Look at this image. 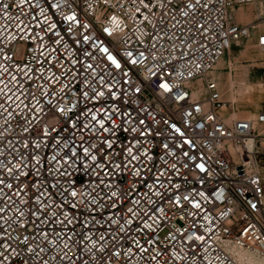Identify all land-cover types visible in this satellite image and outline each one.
Returning <instances> with one entry per match:
<instances>
[{
    "label": "built area",
    "instance_id": "obj_1",
    "mask_svg": "<svg viewBox=\"0 0 264 264\" xmlns=\"http://www.w3.org/2000/svg\"><path fill=\"white\" fill-rule=\"evenodd\" d=\"M247 4L264 51V0H0V264L264 259V108L211 73Z\"/></svg>",
    "mask_w": 264,
    "mask_h": 264
},
{
    "label": "rangeland",
    "instance_id": "obj_2",
    "mask_svg": "<svg viewBox=\"0 0 264 264\" xmlns=\"http://www.w3.org/2000/svg\"><path fill=\"white\" fill-rule=\"evenodd\" d=\"M261 8V6H258L256 4H247L236 8L235 14L239 15H237L239 21L246 23V21L241 17L240 9H245L246 11L251 12V14L254 15L255 13L259 12ZM250 21L258 24L260 20L254 18ZM255 30L256 31L250 38L244 39L239 43L234 44L222 56L223 68L222 77L220 78V82L222 85V96L223 98L231 101L226 90V76L228 65L232 64L233 75L236 80L235 83L237 88V99L231 102H233L238 116L254 115L261 108H264V82L261 73V62L264 57V51L263 48L257 44V35L261 30L260 26ZM246 46L250 48H247ZM252 57L255 59H253ZM246 84H249L250 86L247 88L245 86ZM245 103L250 105L249 109H247L246 111L238 109L241 104Z\"/></svg>",
    "mask_w": 264,
    "mask_h": 264
},
{
    "label": "bare ground",
    "instance_id": "obj_3",
    "mask_svg": "<svg viewBox=\"0 0 264 264\" xmlns=\"http://www.w3.org/2000/svg\"><path fill=\"white\" fill-rule=\"evenodd\" d=\"M251 10V8H250ZM263 10V8L260 9V11ZM257 12L254 15L251 14V12L246 11L245 9H240V14L243 20L246 22H249L250 20L257 18L258 14L260 13ZM257 27L259 26V23L256 25ZM259 28V27H258ZM247 47V46H246ZM250 48V47H247ZM253 50V49H252ZM251 57V56H250ZM253 58V57H252ZM251 59V58H250ZM255 59V58H253ZM256 61V60H255ZM223 63H222V57L217 61L215 64L214 68L212 69V75L219 80V77L222 76V68H223ZM226 90L228 93V97L231 101H235L237 99L236 92V83H235V78L233 75V66L232 64L228 65V70H227V76H226ZM247 88L250 86L249 84L245 85ZM250 108L249 104H241L238 109H241L242 111H246L247 109ZM237 111L234 110L231 112L229 115H227V118L230 120H233L235 117H237ZM260 140L264 142V137H261ZM239 258L244 264H264V259L258 256H255L250 253L238 251Z\"/></svg>",
    "mask_w": 264,
    "mask_h": 264
},
{
    "label": "snow or ice",
    "instance_id": "obj_4",
    "mask_svg": "<svg viewBox=\"0 0 264 264\" xmlns=\"http://www.w3.org/2000/svg\"><path fill=\"white\" fill-rule=\"evenodd\" d=\"M72 18H73V17H69V19H72ZM105 51H107V49H105ZM109 58H110V59H113V60L115 61V57L110 56ZM117 66H119V65H118V62H117ZM164 87L167 88L168 85L165 84ZM93 158H94V157H93ZM73 195H76V193L73 192ZM177 202H179V197H177Z\"/></svg>",
    "mask_w": 264,
    "mask_h": 264
},
{
    "label": "crops",
    "instance_id": "obj_5",
    "mask_svg": "<svg viewBox=\"0 0 264 264\" xmlns=\"http://www.w3.org/2000/svg\"><path fill=\"white\" fill-rule=\"evenodd\" d=\"M221 77H222V76L219 77V81H221V80H220Z\"/></svg>",
    "mask_w": 264,
    "mask_h": 264
}]
</instances>
